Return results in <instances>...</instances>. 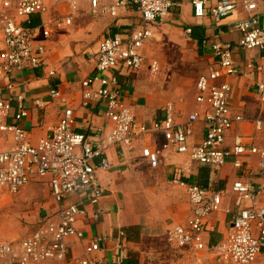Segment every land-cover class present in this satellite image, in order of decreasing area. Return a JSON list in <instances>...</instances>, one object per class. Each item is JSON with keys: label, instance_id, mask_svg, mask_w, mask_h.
Masks as SVG:
<instances>
[{"label": "crops", "instance_id": "crops-1", "mask_svg": "<svg viewBox=\"0 0 264 264\" xmlns=\"http://www.w3.org/2000/svg\"><path fill=\"white\" fill-rule=\"evenodd\" d=\"M234 1V11L216 24L210 17L201 20L195 18L191 0H182V6L173 8L166 20L149 25L153 34L141 50L145 59L141 70L132 71L120 67L107 74L116 76L127 103L135 107L141 121L151 125L161 118L163 112L157 115L156 111L162 102L153 97L164 93L168 82L173 79V74L166 75L162 72L158 81L154 80L162 69L165 70L169 64L174 63V59L175 62L180 61L179 55L172 53L169 57L168 54L154 51L156 46H163V33L185 32L194 43V58L198 59L200 73L204 74L216 62L213 49L206 46L205 41L213 43L219 40L238 45L241 35L234 30V24L247 18V14L241 0ZM113 2L114 0H101L103 6H110ZM48 4L49 9L43 15L33 16L30 22L19 20L24 25L37 28L35 43L44 44L47 48L44 66L10 77L0 74V90L5 96L15 95L18 91L24 94V103L29 114L21 121V125L30 131L33 142L36 143L39 138L49 134L50 127L59 123L66 106L75 110L77 131L95 142L112 129L113 123L104 116V103L94 101L86 107L82 106L81 83L87 76L99 74L96 70V58L103 39L118 34H133L141 27L142 16L132 7L121 8L117 15L93 10L90 0H79L76 12L72 11L68 2L49 1ZM260 12L264 17L263 8ZM68 16H73L71 25L63 28L54 25L55 19ZM33 20L37 23L32 24ZM50 22L51 34L45 38L42 33L43 24ZM188 28L192 29L190 34L187 32ZM4 42L5 36L0 25V54ZM153 45L155 48L152 49ZM154 59L161 65V71L155 77L149 70V64ZM234 59L239 74L228 79L233 88L230 106L232 114L241 115L244 120L235 123L228 134L225 148L231 149L236 137H240L246 145L262 146L264 106L259 99L257 86L264 83V51L236 49ZM52 71L55 72L54 75H51ZM10 81L17 82L16 89L7 88ZM53 88L60 90V98L51 96L50 91ZM195 97L189 107L172 102L179 120H186L198 108ZM36 100H41L42 105L38 106ZM12 106L15 114L18 110L16 99L12 100ZM257 122L263 123L262 128H258ZM205 132L203 121L197 122L191 144L200 142ZM162 143L161 134H149L130 147H111L108 157L112 167L99 172V180L105 190L104 197L96 204H90L75 194L67 200V203H79L86 208V215L77 222V227L83 231L84 236H71L67 239L68 256L64 261L48 260L38 264H80L86 256L87 247L95 239H101V247L92 257L104 259L103 264H229L218 262L211 249L196 254L189 246L180 247L170 242V232L177 225L186 224L194 209L187 189L174 180L179 178L223 192L221 209L209 217L205 232L207 244L210 247L215 246L226 237L230 223L239 210L252 206L248 201L238 205L237 196L233 192L236 180L251 179L259 190L258 204L264 206V169L260 167V156H243L241 168L234 165V156L224 166H209L191 164L188 154H180L172 149L164 153L162 164L153 168L143 156L142 150L145 146L157 148ZM12 147V134H0V150H9ZM24 190L22 199L25 203L39 202L40 210L34 230L47 218L56 216L60 205L53 199L50 186L44 180L29 184L20 193ZM20 193L5 195L0 201V208L10 203L6 202L7 198ZM4 228L8 231L5 234L2 231ZM13 236L11 226L0 223V242L19 241L10 240ZM250 264H264V249L256 261Z\"/></svg>", "mask_w": 264, "mask_h": 264}, {"label": "built area", "instance_id": "built-area-1", "mask_svg": "<svg viewBox=\"0 0 264 264\" xmlns=\"http://www.w3.org/2000/svg\"><path fill=\"white\" fill-rule=\"evenodd\" d=\"M49 1L68 2L73 12L79 6V0H1L0 25L5 42L0 54V74L10 77L44 66L47 48L44 44L35 43L37 28L24 25L19 20L30 22L33 16L43 15L49 9ZM90 2L93 10L117 15L121 8L132 7L142 16V25L133 34L103 39L96 58L99 74L89 75L81 83L82 106L94 101L104 103V116L113 123V127L105 136L91 141L77 131L75 110L66 106L59 123L50 127L49 134L35 143L30 131L21 125L29 114L24 94L18 91L15 95L5 96L0 90V134L10 133L14 140V147L0 150V201L7 194L20 193L29 184L44 180L50 186L53 199L60 205L56 216L47 218L21 240L0 242V264H38L67 258V239L84 236L77 222L86 215L85 206L67 203V200L75 194L90 204H96L104 197L99 172L112 167L108 157L111 147H130L145 135L161 134L163 143L159 147L145 146L142 150L153 168L162 164L165 152L174 149L177 153L188 154L191 164L224 166L234 156L237 168L243 166V156L259 155L260 167L264 169V136H261L262 146L246 145L236 137L234 146L225 148L235 123L244 120L241 115H233L230 106L233 88L228 79L239 74L234 53L236 49L264 51V17L260 12L261 8L264 9V0H241L247 18L234 24V30L241 35L237 46L219 40L204 42L213 49L216 62L197 79L195 100L198 108L181 121L175 105L169 102L161 118L151 125L141 121L135 107L127 103L116 76L107 74L120 67L141 70L145 65L141 50L153 34L149 25L166 20L173 8L182 6V0H114L110 6H103L101 0ZM191 5L195 18L210 17L216 24L235 9L234 0H191ZM51 23L43 24L45 38L51 34ZM53 23L63 28L73 23V16L57 18ZM187 32L190 34L192 29L188 28ZM149 70L153 77L157 76L161 71L159 61L152 60ZM54 74L52 71L51 75ZM16 85L17 82L10 81L7 88L14 90ZM257 89L264 106V83H259ZM50 94L55 99L61 97L57 88H53ZM13 99L18 102L15 114ZM35 103L42 105L41 100ZM199 121L205 124V136L200 142L191 144L195 124ZM257 126L262 128L263 123L257 122ZM174 182L187 189L194 209L186 224L177 225L170 232V242L180 247L189 246L196 254L211 249L221 263L250 264L256 261L264 249V206L258 204L259 190L251 179L236 180L233 192L238 205L248 201L252 206L241 208L231 221L226 237L211 247L205 240V232L209 217L221 209L223 192L179 178ZM100 243L101 239L90 243L80 264L104 263V259L92 257L100 250Z\"/></svg>", "mask_w": 264, "mask_h": 264}, {"label": "rangeland", "instance_id": "rangeland-1", "mask_svg": "<svg viewBox=\"0 0 264 264\" xmlns=\"http://www.w3.org/2000/svg\"><path fill=\"white\" fill-rule=\"evenodd\" d=\"M164 42L163 46H152L154 51L158 50L161 54L167 55L170 57L171 54L179 55L180 61L168 65V68L162 69L159 77L162 75V72L167 74H173V79L168 82L166 90L160 95H155L153 98L157 99L158 102H162L159 109L156 111L157 115L163 112L164 106L168 102H173L179 106L185 105L189 107L191 102H193L196 89L195 85L199 75L202 73L201 68L199 67V61L197 58H194V52L196 48L194 43H192L185 32L180 34L177 32H164ZM160 60V58H157ZM186 62V63H183ZM201 72V73H200ZM164 74V75H165ZM159 114V115H160ZM25 193V190L13 197L7 198V203L5 206L0 208V223H8L14 234L13 238L10 240H20L21 238L28 235L32 232L33 228L36 225L37 215L39 214V202L29 201L25 203L22 198ZM12 210V211H11ZM39 218V216H38ZM3 233L8 232L6 228L2 230Z\"/></svg>", "mask_w": 264, "mask_h": 264}, {"label": "trees", "instance_id": "trees-1", "mask_svg": "<svg viewBox=\"0 0 264 264\" xmlns=\"http://www.w3.org/2000/svg\"><path fill=\"white\" fill-rule=\"evenodd\" d=\"M36 23H37V21H36V20H33V21H32V24H36Z\"/></svg>", "mask_w": 264, "mask_h": 264}]
</instances>
